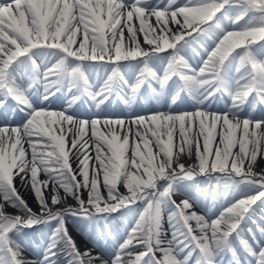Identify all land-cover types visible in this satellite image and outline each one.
Returning <instances> with one entry per match:
<instances>
[{
	"label": "snow or ice",
	"instance_id": "1",
	"mask_svg": "<svg viewBox=\"0 0 264 264\" xmlns=\"http://www.w3.org/2000/svg\"><path fill=\"white\" fill-rule=\"evenodd\" d=\"M258 160L264 0H0V264H264Z\"/></svg>",
	"mask_w": 264,
	"mask_h": 264
},
{
	"label": "bare ground",
	"instance_id": "2",
	"mask_svg": "<svg viewBox=\"0 0 264 264\" xmlns=\"http://www.w3.org/2000/svg\"><path fill=\"white\" fill-rule=\"evenodd\" d=\"M141 40H142V37H141ZM189 101L188 100H185V102L183 104L180 105L181 108H187L188 105H189ZM53 107L55 108H59L60 107V102L59 101H55L54 104H53ZM122 107V105H121ZM146 108L147 106L146 105H143L141 107H138L136 108L135 110L140 113V114H144L146 112ZM77 112H82L83 110L78 108L76 109ZM117 111H119V109H117ZM185 163H188V162H191L190 160H186L184 161ZM192 163V162H191ZM73 167H75V163H73ZM264 167V161L263 160H258V167L257 169H261ZM45 178L43 175H41V179ZM16 184H17V187L19 188V191L20 193L22 194V196L27 200V202L29 203V205L34 209V210H37V204L35 202V199H34V196L33 194L26 188L20 186V182H19V179L17 178L16 180ZM123 190V189H122ZM61 193H62V190H61ZM63 194V193H62ZM85 196H86V193H85ZM179 198V197H177ZM70 202H74V201H71ZM9 211H11V209H9ZM256 223L259 224L261 223V216L259 218L256 219ZM68 226H69V229L71 231L73 230H76L77 232H75V237H82L86 240H89L91 243L99 246V250L101 251L102 249L105 250V251H110V246L105 243V242H100L99 243L97 242L98 240L96 238L93 237V233L91 231V229H82L80 227H77L76 225H74L72 222H68ZM248 227H252V228H255V225L253 224H249ZM78 238V239H79ZM36 240H43V237L40 236V237H34L32 238L30 241L32 242L30 245H29V240H25V245L27 246L26 248V252H25V256L26 258L28 259H36L40 252H41V248L35 243ZM79 242V241H78ZM82 242V241H81ZM84 242V241H83ZM79 244V243H78ZM85 244V243H84ZM92 244V245H93ZM81 245V243H80ZM79 245V246H80ZM84 249V248H83ZM98 249V248H97Z\"/></svg>",
	"mask_w": 264,
	"mask_h": 264
},
{
	"label": "rangeland",
	"instance_id": "3",
	"mask_svg": "<svg viewBox=\"0 0 264 264\" xmlns=\"http://www.w3.org/2000/svg\"><path fill=\"white\" fill-rule=\"evenodd\" d=\"M187 160V158H185V160L184 161H186ZM264 161V160H263ZM192 162V161H191ZM191 162H188V163H186V164H190ZM264 168V167H263ZM258 171L260 170V169H257ZM201 179H203V178H201ZM179 197V196H178ZM180 198H182V197H179V198H177V199H180ZM74 203V202H73ZM11 211H12V209H11ZM261 215H260V213L259 212H257V214H256V217H255V219H257V218H259ZM69 222H72L71 220H69ZM75 225V224H74ZM166 227H167V225H165ZM46 231V230H45ZM71 231V230H70ZM72 232V235H73V237H74V239H76V241H77V243H79L78 245H80V243H81V245L79 246L82 250H86V249H92L93 250V252L95 253V252H99L100 250H99V246H97V245H95V244H93V243H91L89 240H86V239H84V238H82V237H75V232H77L76 230H73V231H71ZM93 235V237L94 238H96L97 240H99L100 242H105V243H107L106 241H104L103 239H101V238H99V237H97L96 235H94V234H92ZM40 236H42L41 235V231L39 230V229H36L35 231H33V230H28V236H27V238L25 239V240H31L32 238H34V237H40ZM79 238V239H78ZM79 241V242H78ZM82 241V242H81ZM84 241V242H83ZM85 243V244H84ZM93 244V245H92ZM110 246V245H109ZM84 248V249H83ZM98 248V249H97ZM26 252V251H25Z\"/></svg>",
	"mask_w": 264,
	"mask_h": 264
}]
</instances>
